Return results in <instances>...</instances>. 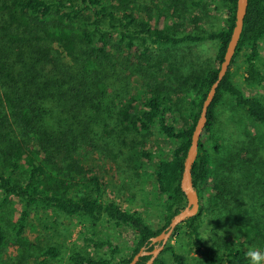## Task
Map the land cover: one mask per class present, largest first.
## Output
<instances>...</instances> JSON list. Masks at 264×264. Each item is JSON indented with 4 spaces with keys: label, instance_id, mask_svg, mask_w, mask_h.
Returning a JSON list of instances; mask_svg holds the SVG:
<instances>
[{
    "label": "trees",
    "instance_id": "obj_1",
    "mask_svg": "<svg viewBox=\"0 0 264 264\" xmlns=\"http://www.w3.org/2000/svg\"><path fill=\"white\" fill-rule=\"evenodd\" d=\"M237 1L191 0L192 7H199L208 18L210 11L227 13L221 27L195 34L179 30L188 21L184 17L188 5L180 8V0H170L164 9L157 7L155 17L151 7L140 0H0V264H50L62 256L60 247L42 246L28 236L30 221L50 210L89 220L92 227L113 224L134 235V244L123 253L110 240L83 231L87 247L109 250L110 257L89 256L76 249L70 264H129L142 248L154 250L149 248L151 239L164 232L187 204L181 189L184 162L203 103L218 78L235 25ZM167 13L177 15V24L153 25L155 19H167ZM207 40L219 44L215 65L198 73H186L168 58L153 63L151 68L156 71L150 75L141 65L132 69V59L152 63V46L177 48ZM263 41L264 0H249L232 64L242 55L243 79L249 87L264 86ZM231 67L209 109L193 167L200 211L172 236L183 238L199 255L198 264H250L245 256L250 246L240 236L229 235L216 245L206 244L202 237L204 217L221 208L227 193V181L210 179L211 170L216 173L215 158L224 151L219 109L232 100L253 124L255 135H264V102L246 94ZM134 72L150 79L147 89L120 109L118 104L130 86L126 78ZM185 118L191 123L181 125ZM154 129L172 151L163 152L153 168L152 200L163 224L158 231L141 213L105 200L101 179L83 165L84 150L97 142L113 135L123 139L150 134ZM140 153L148 160L155 156L147 149ZM263 155L258 149L245 159L237 153L236 166L264 171ZM207 188L211 189L209 197ZM14 203L21 205V212L9 223L4 211ZM260 236L264 238L258 233L254 243ZM10 238L15 239L16 256L4 261ZM257 246L264 253V240ZM164 253L170 254L173 264H189L172 244L154 264H167ZM150 258L143 257L139 264Z\"/></svg>",
    "mask_w": 264,
    "mask_h": 264
},
{
    "label": "rangeland",
    "instance_id": "obj_2",
    "mask_svg": "<svg viewBox=\"0 0 264 264\" xmlns=\"http://www.w3.org/2000/svg\"><path fill=\"white\" fill-rule=\"evenodd\" d=\"M140 2L150 6L152 15L155 17L157 7L164 9V7L169 6L170 0H140ZM186 4L188 11L184 17L188 21L182 22L183 30L179 29L184 33L202 34L209 29L221 27L227 19L225 11L217 12V14L210 11V18L202 15L198 11L199 7H192L191 0H180L178 6L182 8ZM211 9L214 7L211 6ZM171 13L165 14L168 18L159 22L155 19L153 25L157 24L160 28H164L167 23L177 24L179 21L177 15L170 17ZM218 45V42L207 40L202 43H186L177 48L158 49L152 46L151 65L142 60L132 59L131 66L135 70L141 65V70L150 75L156 71L151 68L153 63H157L159 59L168 58L169 63L176 61L177 67H182L184 72L198 73L215 65ZM261 56L264 70V41ZM242 58L241 55L231 67L234 79L247 95H256L264 102V86L249 87L246 85L243 79L244 64ZM168 64L165 63V66ZM134 73L131 78H126L130 86L124 94L125 99L118 104L120 109L128 101L137 99L140 92L147 89L146 84L149 83L150 79L137 72ZM218 114L224 151L215 158V169H213L216 173L211 170L210 179L211 181L214 179H219L222 182L227 181V193L221 208L204 217L202 237L206 244L216 245L224 237L237 235L241 237L243 244L259 250L257 245L263 242L264 238L260 236L259 240L254 243V237L258 233L264 234V171L255 172V168L251 167H247L245 170L239 169L235 159L237 153L245 159L247 153L252 155L255 149L264 154V135H255L253 124L244 113L237 109L232 100L226 101L219 109ZM185 123L189 124L191 121L187 119L181 121V125ZM143 149L152 151L155 156L150 160L144 158L140 153ZM163 152L170 154L172 151L168 143L158 135L156 129L150 134H131L123 139H118L116 135H113L84 150L83 165L88 172L101 179L105 200L114 201L125 210L141 213L146 221L158 231L163 224L161 225L160 210L152 200L151 181L154 165L162 157ZM210 191L209 188L205 190L207 197L210 196ZM1 201L2 195L0 194ZM21 208L19 203L8 206L4 211L5 216H3L6 222L12 223L19 216ZM87 221L89 220L72 217L61 210H50L41 215L40 219L30 221L31 232L28 236L30 240L38 241L37 243L42 246L53 245L62 249V256L57 260H51L50 264H70L69 257L76 249L89 256L110 257L109 250L98 251L87 247L83 241V231L90 235L93 234L100 240H110L123 253L127 252V247L134 244V235L125 228L107 223L92 227L91 223ZM15 244V239L10 238L9 246L2 255L4 261L16 256ZM168 244H172L178 252L184 254L189 264L199 263V255L188 247L183 238H171ZM159 246L154 244L149 248L155 249ZM162 258L167 264H173L169 253H164Z\"/></svg>",
    "mask_w": 264,
    "mask_h": 264
},
{
    "label": "water",
    "instance_id": "obj_3",
    "mask_svg": "<svg viewBox=\"0 0 264 264\" xmlns=\"http://www.w3.org/2000/svg\"><path fill=\"white\" fill-rule=\"evenodd\" d=\"M248 7H249V0L237 1L235 25L232 31L230 41L226 48L223 61L220 66L218 78L212 85L207 95V98L203 103L200 117L196 123V126L194 128L191 137V144L187 152V156L185 158L184 171L181 180V189L186 197L187 204L185 208L181 210V212L172 219L169 227L164 232H162L157 237L151 239L150 246L154 244L160 246L156 247L152 251H148V247L142 248L141 251L134 257L132 262L129 264H139L140 260L145 256L151 257L150 260L145 264H154L155 261L162 254V252L165 250L168 242L172 238L176 229L180 225L185 223L187 220L197 216L200 211V198L193 183V167L197 161L199 148H200V141L208 123L209 109L215 100L218 88L220 87L222 81L227 76L230 67L233 64L235 55L238 51V47L244 29L245 18L248 12Z\"/></svg>",
    "mask_w": 264,
    "mask_h": 264
},
{
    "label": "clouds",
    "instance_id": "obj_4",
    "mask_svg": "<svg viewBox=\"0 0 264 264\" xmlns=\"http://www.w3.org/2000/svg\"><path fill=\"white\" fill-rule=\"evenodd\" d=\"M245 256L250 261V264H261V261H264V253H261L254 247H250L245 253Z\"/></svg>",
    "mask_w": 264,
    "mask_h": 264
}]
</instances>
